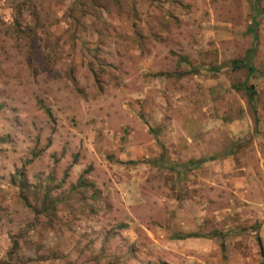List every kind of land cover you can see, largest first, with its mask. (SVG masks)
Segmentation results:
<instances>
[{"label":"rangeland","instance_id":"374dc122","mask_svg":"<svg viewBox=\"0 0 264 264\" xmlns=\"http://www.w3.org/2000/svg\"><path fill=\"white\" fill-rule=\"evenodd\" d=\"M0 264H264V0H0Z\"/></svg>","mask_w":264,"mask_h":264},{"label":"trees","instance_id":"16d2710c","mask_svg":"<svg viewBox=\"0 0 264 264\" xmlns=\"http://www.w3.org/2000/svg\"><path fill=\"white\" fill-rule=\"evenodd\" d=\"M246 63H247V66H248L249 70H250L251 72H254V71H255V68L249 63V61H247ZM250 100H253V97H252L251 94H250ZM256 240H257V243H258V245H259L261 255H263V245H262V239H261V236L257 234V235H256Z\"/></svg>","mask_w":264,"mask_h":264}]
</instances>
